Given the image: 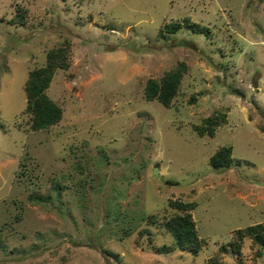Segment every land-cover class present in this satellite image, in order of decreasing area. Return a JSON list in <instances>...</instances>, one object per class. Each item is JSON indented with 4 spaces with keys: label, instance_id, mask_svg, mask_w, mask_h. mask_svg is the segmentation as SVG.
<instances>
[{
    "label": "rangeland",
    "instance_id": "1",
    "mask_svg": "<svg viewBox=\"0 0 264 264\" xmlns=\"http://www.w3.org/2000/svg\"><path fill=\"white\" fill-rule=\"evenodd\" d=\"M19 8L25 23L12 24ZM184 19L210 35L158 37ZM65 40L70 66L46 90L62 118L34 131L27 72ZM180 61L171 105L146 100V81ZM218 113L226 122L199 136L194 125ZM261 128L264 0H0V264H208L232 231L264 223ZM223 146L232 163L215 169L209 157ZM168 199L196 203L197 254L152 249L172 237L142 217ZM221 261L264 264V246L246 238L239 258Z\"/></svg>",
    "mask_w": 264,
    "mask_h": 264
},
{
    "label": "trees",
    "instance_id": "2",
    "mask_svg": "<svg viewBox=\"0 0 264 264\" xmlns=\"http://www.w3.org/2000/svg\"><path fill=\"white\" fill-rule=\"evenodd\" d=\"M12 24L22 25L25 23L24 11L19 8L15 15L11 18ZM182 28L194 33H203L206 36L210 35V29L205 25L197 22L184 19L181 22H170L160 28L158 37L167 39L172 34H175ZM70 44L62 41L58 46L50 48L46 52L45 62L39 67H35L27 72V77L23 86L25 93V107L23 114L27 115L26 123L30 129L42 130L58 123L62 118V108L54 102L46 93L55 72L58 69H67L70 66ZM187 70V64L183 61L178 62L173 68L165 71L163 75L156 78H149L143 88V96L146 100H157L164 106H170L173 98L177 95L183 74ZM241 94L240 91H238ZM194 100V98H192ZM223 114H213L204 119L203 125H194L199 136L207 133L209 136L214 135V130L225 123ZM264 131V128H261ZM232 149L230 146H223L217 149L210 157L209 164L215 169L228 168L232 163ZM56 190L57 196L60 195L62 188L58 184L53 187ZM49 196L30 195V200L40 203L48 201ZM168 209L163 213H150L142 217L146 221L145 226L155 225L163 233H167L172 237L170 245H156L152 243L154 238H149L152 243V249L161 253H168L173 250L188 251L192 254H197L202 246L203 240L199 236L196 221L193 218V210L196 207L195 202H184L179 199H168ZM148 227L143 229L144 232L151 234ZM130 229L124 231L123 236H129ZM233 237L226 244L219 247L217 253L209 257L208 264H222L221 258L224 253H233L239 258L243 242L246 238H250L253 243L258 246H264V223H254L244 228H237L232 231ZM104 252L120 262V254L114 253L109 249H104ZM222 253V254H221ZM261 251H256V256H260Z\"/></svg>",
    "mask_w": 264,
    "mask_h": 264
}]
</instances>
